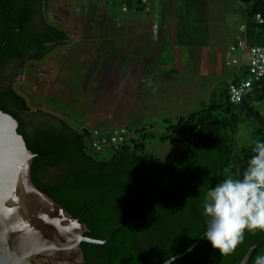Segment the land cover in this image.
Listing matches in <instances>:
<instances>
[{"label": "trees", "instance_id": "trees-1", "mask_svg": "<svg viewBox=\"0 0 264 264\" xmlns=\"http://www.w3.org/2000/svg\"><path fill=\"white\" fill-rule=\"evenodd\" d=\"M122 1L130 9L135 1L138 12L146 11L142 0ZM242 1L248 5L247 42L264 46V22L257 20L258 15L264 20V0ZM42 5L43 0H0V47L8 40L0 50V109L20 120L18 131L37 154L33 182L86 223L90 231L85 235L93 239L107 238L125 220V208L134 206L128 209L127 223L106 244L82 243L89 264H163L169 253L188 250L206 230L202 201L207 190L229 175L238 177L239 167L253 155V146L236 150L244 116L252 120L241 103L231 102V84H239L241 79L214 92L202 111L176 123L168 121L164 140L185 145L175 162L147 152L143 137L133 136L118 148L96 152L91 128L79 130L51 112L31 108L13 87L14 75L22 74L28 63L42 61L65 45L48 47L46 43L68 38L65 30L44 18ZM34 47L40 48L38 54L32 53ZM261 84L264 79L254 86ZM256 92L262 94L256 101L264 100L262 88L249 93L245 104L264 122L248 102ZM114 128L101 130L108 134ZM257 135L264 140L259 126ZM101 153L107 157L97 158ZM167 232L174 235H165ZM263 239L264 230H246L244 240L226 255L204 239L174 264H240ZM258 255H264V245L248 264H254Z\"/></svg>", "mask_w": 264, "mask_h": 264}, {"label": "rangeland", "instance_id": "rangeland-1", "mask_svg": "<svg viewBox=\"0 0 264 264\" xmlns=\"http://www.w3.org/2000/svg\"><path fill=\"white\" fill-rule=\"evenodd\" d=\"M166 3L179 7L182 26L178 42V37H174L175 15H165ZM148 4L149 12H138L135 1L130 9L122 0H43L44 18L65 30L70 42L41 62L28 63L13 87L31 108L51 112L79 130L99 127L106 132L113 127H126L134 137H143L147 152L173 163L185 145L164 140L168 121L176 123L202 111L214 92L245 75V69L238 71L240 65L227 66L226 60L241 62L244 57L241 49L230 55L228 52L242 35L248 5L242 0H148ZM135 23L134 36L140 43L136 52H142L141 44L166 24L165 43L159 51L164 58L173 56L180 46L186 59L189 50L182 36L187 32L202 51L212 54L219 69L222 65L221 72L203 74L197 69L190 72L186 67L183 72L164 68L139 76L140 80L133 78L137 81L127 85L128 64L132 63L129 37L133 36L129 27ZM258 94L262 95L252 94L248 102L264 118V100L256 101ZM98 115L105 120L99 122ZM256 139H261L257 125L244 116L236 150L252 147ZM96 157L105 159L107 153Z\"/></svg>", "mask_w": 264, "mask_h": 264}, {"label": "water", "instance_id": "water-1", "mask_svg": "<svg viewBox=\"0 0 264 264\" xmlns=\"http://www.w3.org/2000/svg\"><path fill=\"white\" fill-rule=\"evenodd\" d=\"M262 88L264 84L246 90L241 104L264 131V122L245 104L249 93ZM19 126L18 118L0 109V264H89L82 243L106 244L127 223L128 209L134 206L125 208V220L107 238L87 237L88 225L73 217L33 182L32 166L37 154L28 148ZM248 160L239 167L238 176ZM204 239L202 235L191 251L177 254L176 260L192 252ZM263 245L264 239L254 244L240 264H248Z\"/></svg>", "mask_w": 264, "mask_h": 264}, {"label": "clouds", "instance_id": "clouds-1", "mask_svg": "<svg viewBox=\"0 0 264 264\" xmlns=\"http://www.w3.org/2000/svg\"><path fill=\"white\" fill-rule=\"evenodd\" d=\"M251 150L253 155L241 175L227 176L203 197L207 225L203 237L221 255L234 252L246 230H264V140L256 139ZM176 259L175 254L169 253L164 264H174ZM254 264H264V255H258Z\"/></svg>", "mask_w": 264, "mask_h": 264}, {"label": "crops", "instance_id": "crops-1", "mask_svg": "<svg viewBox=\"0 0 264 264\" xmlns=\"http://www.w3.org/2000/svg\"><path fill=\"white\" fill-rule=\"evenodd\" d=\"M177 5L178 4L169 5L166 3V6L164 7L165 15L166 13L169 12H172L175 15V18L173 19L176 22L174 25L175 26L174 37H178L176 38L175 42H178L179 38H181L179 33L182 26V23L180 24L181 19L178 16L179 7ZM136 25L137 23L129 27L130 34L133 36L129 37V41L132 42V49L129 51V61H131L132 63L128 64V67L130 68V74L127 71L126 77L129 75L130 78L127 80L126 83L127 85L133 84L135 81L140 80L139 78L141 76L145 77L147 74H151V72L156 73L159 70H163L164 68H172L175 71L183 72L184 68L186 67V69L189 70L190 72L197 69L200 72H203V74H207L208 72H210L211 74L213 73L216 74L217 71L221 72L222 65L221 64L219 65L220 67L219 69L217 64L213 62L212 54L205 53L204 51H202L201 45L198 42H194V40L191 39L193 38L191 37L192 35L191 34L188 35L187 32H184L182 36V38H185L184 43L189 50L186 59L184 60V56L182 55V48L180 46L176 49V52L174 53L173 56L164 58L161 55V53H159V51L163 43H165V39L163 40V38H164V33L167 31L168 28L167 26H165L166 24L164 25L163 28L162 27L157 28L156 26L157 29L154 32V34H152L151 38H147L148 41H145V44L144 43L141 44L143 45L144 50L140 53L136 52L138 51L140 45V43L134 36ZM246 56H248V54L245 52L244 57L242 58V61L239 64L240 67L238 71H242L243 69H245L246 71L248 64V62L245 61ZM164 62H168V63H164ZM133 78L134 79L136 78L137 80L132 81ZM97 120L100 122L105 119L103 118L102 115H98Z\"/></svg>", "mask_w": 264, "mask_h": 264}, {"label": "built area", "instance_id": "built-area-1", "mask_svg": "<svg viewBox=\"0 0 264 264\" xmlns=\"http://www.w3.org/2000/svg\"><path fill=\"white\" fill-rule=\"evenodd\" d=\"M143 5L146 6V11H150L151 7L148 4V0H142ZM125 11H128V7H124ZM259 23H263L264 20L261 15L257 16ZM246 25L242 26L241 37L238 38L237 42L231 47L228 55L231 51H236L241 49L248 54V64H247V76L243 77L241 83L231 84V102L234 104H239L242 101L243 95L246 90L252 88L256 83L261 82L264 79V46L254 45L250 46L246 39ZM241 62L238 59L226 60L227 66L239 65ZM91 145L93 150L96 152H105L108 149L118 148L120 145L129 141L134 134L126 127L114 128L108 134L104 133L99 128H91Z\"/></svg>", "mask_w": 264, "mask_h": 264}, {"label": "flooded vegetation", "instance_id": "flooded-vegetation-1", "mask_svg": "<svg viewBox=\"0 0 264 264\" xmlns=\"http://www.w3.org/2000/svg\"><path fill=\"white\" fill-rule=\"evenodd\" d=\"M57 42V43H56ZM70 42V38H69V35H68V38H65V39H59V40H54V41H51V42H48L46 43V45L48 47H52V46H57L58 44H61V43H65V45H67L68 43ZM40 52V48L38 47H34L33 50H32V53L33 54H38ZM38 62H41V61H38ZM26 67V66H25ZM24 73V72H23ZM22 73V74H23ZM22 74H15L14 77H13V80H15L17 77H19L20 75ZM6 86L9 84V81L5 83ZM165 235H170V236H173V232H167Z\"/></svg>", "mask_w": 264, "mask_h": 264}]
</instances>
